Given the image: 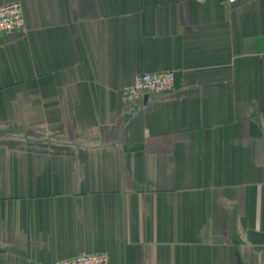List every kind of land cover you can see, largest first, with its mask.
<instances>
[{"label":"crops","instance_id":"obj_1","mask_svg":"<svg viewBox=\"0 0 264 264\" xmlns=\"http://www.w3.org/2000/svg\"><path fill=\"white\" fill-rule=\"evenodd\" d=\"M0 264H264V0H0ZM171 94L124 99L142 73Z\"/></svg>","mask_w":264,"mask_h":264},{"label":"built area","instance_id":"obj_2","mask_svg":"<svg viewBox=\"0 0 264 264\" xmlns=\"http://www.w3.org/2000/svg\"><path fill=\"white\" fill-rule=\"evenodd\" d=\"M238 0H226L235 3ZM24 31V20L20 4L13 3L0 7V40L14 33ZM175 76L171 72L142 73L133 78L130 86L121 90L124 99L139 100L145 95L171 94L175 91ZM53 264H108L105 254H82L67 260L56 261Z\"/></svg>","mask_w":264,"mask_h":264}]
</instances>
